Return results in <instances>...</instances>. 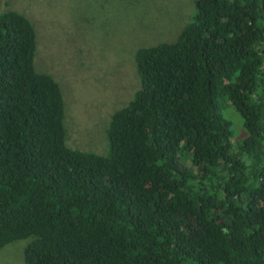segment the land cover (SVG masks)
Masks as SVG:
<instances>
[{
    "label": "trees",
    "instance_id": "1",
    "mask_svg": "<svg viewBox=\"0 0 264 264\" xmlns=\"http://www.w3.org/2000/svg\"><path fill=\"white\" fill-rule=\"evenodd\" d=\"M194 5L176 41L136 50L140 87L104 155L66 145L34 27L0 13V249L28 240L24 264H264V0Z\"/></svg>",
    "mask_w": 264,
    "mask_h": 264
},
{
    "label": "rangeland",
    "instance_id": "2",
    "mask_svg": "<svg viewBox=\"0 0 264 264\" xmlns=\"http://www.w3.org/2000/svg\"><path fill=\"white\" fill-rule=\"evenodd\" d=\"M195 0H0V13L16 11L35 30L37 72L50 75L64 99L66 145L107 153L111 115L126 106L140 82L137 49L176 41L194 14ZM220 114L235 140L246 136L230 105ZM19 240L0 249V264H24Z\"/></svg>",
    "mask_w": 264,
    "mask_h": 264
}]
</instances>
